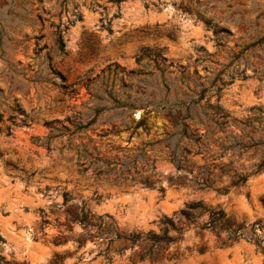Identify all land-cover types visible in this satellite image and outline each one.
<instances>
[{"label": "rangeland", "instance_id": "1", "mask_svg": "<svg viewBox=\"0 0 264 264\" xmlns=\"http://www.w3.org/2000/svg\"><path fill=\"white\" fill-rule=\"evenodd\" d=\"M0 128V264H264V0H0Z\"/></svg>", "mask_w": 264, "mask_h": 264}, {"label": "trees", "instance_id": "2", "mask_svg": "<svg viewBox=\"0 0 264 264\" xmlns=\"http://www.w3.org/2000/svg\"><path fill=\"white\" fill-rule=\"evenodd\" d=\"M57 43H58L59 50L63 51L64 44H63L62 40L60 39V37L58 38ZM214 117H215V119H214L213 124L215 126V130L213 132V135L217 132L224 134L225 129L229 126V124L233 123V121H231L228 118L227 114H222V115L217 114ZM1 130L2 129L0 128V131ZM5 130L9 134V127H6ZM261 134L264 136V131H261ZM221 139L222 138H219V140H221ZM234 139L235 138H233V140ZM217 140H213V141H217ZM238 146L240 147V150L250 148V147H246V146H242V145H238ZM257 146L261 147V148L264 147V139L260 140V142H258ZM227 148H229V146L219 144V149H221V153L218 157H221L224 154V152L227 150ZM233 148H236V147H233ZM234 150H236V149H234ZM240 150L238 152H240ZM216 167H218V166H211L210 169H216ZM219 169L221 170V174H224L227 172V170H225V168H223L221 166ZM263 170H264V155H262L260 160L253 165V173H258V172H261ZM247 176H248L247 174H238V175L234 174L233 175L234 180H233L232 184L233 185L244 184L247 180ZM204 187H211V184L205 185ZM203 213H207V220L204 222H201L199 224L201 229H215L220 225L222 227H229L231 225V220L229 218H226L223 210H221V209H207V208L203 207V205L200 202L191 203L187 206V208L185 210L181 211V215L188 222L194 223V224L198 223V219ZM162 224H164L165 227H164L163 233L161 235L149 233L148 236L146 237V240H148L151 244H153L155 246H160V245L167 246L168 244L179 239V237H180V230L177 229L173 219L165 217L162 220ZM169 231L176 232L177 236L176 237L169 236L168 235ZM135 238H136V240H140L139 236H135ZM251 241L264 254V248L261 246V240H259L257 237H252Z\"/></svg>", "mask_w": 264, "mask_h": 264}]
</instances>
